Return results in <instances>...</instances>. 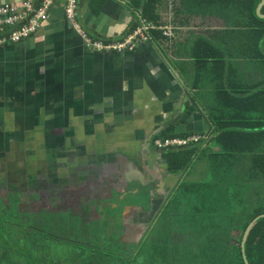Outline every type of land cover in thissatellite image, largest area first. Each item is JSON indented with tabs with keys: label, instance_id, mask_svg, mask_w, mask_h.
<instances>
[{
	"label": "crops",
	"instance_id": "1",
	"mask_svg": "<svg viewBox=\"0 0 264 264\" xmlns=\"http://www.w3.org/2000/svg\"><path fill=\"white\" fill-rule=\"evenodd\" d=\"M22 1L0 0V4ZM31 1L39 4L41 0ZM140 1V8L135 9L136 0H78L76 26L66 16V1L55 0L48 19L35 34L0 48V186H15L22 178L20 163L30 166L41 156L51 177L62 173L79 185L91 182L92 190L96 183H107L100 174L117 185L119 180L125 181L121 191L127 185L141 184L125 179L122 159L127 165L125 160L136 164L147 180L161 176L165 189L171 191L183 181L185 173L165 178L169 161L154 148L156 137H165L168 132L180 137L191 134L189 139H203L205 146L220 151L213 141L212 111L218 106L217 99L224 105L222 92L195 85L194 78L200 77V72L192 49L197 36L212 37L208 31L213 35L239 30L237 24L230 23L238 19L235 5L213 4L207 6L211 13L220 7L223 16L216 11L212 16L199 17L188 11L196 5L159 0V22L165 29V39L155 41L149 34L147 39H137L134 48L123 51L93 45L94 41H124L134 28L145 23L156 27L141 18L146 0H137L138 4ZM225 16L226 23L222 21ZM221 36L226 41L229 37ZM228 47L233 48L232 44ZM240 51L233 54L228 50L229 56L238 66L247 65L243 63L251 57ZM257 70L242 66L240 72L260 80L264 73ZM222 73L225 76L226 72ZM198 91H202L201 102L207 107L194 101ZM223 97L228 98L225 94ZM239 99L242 110L250 106L245 95ZM263 107L264 100H255L256 110ZM55 142L60 143L62 151H55ZM68 146L76 150L66 153ZM147 186L160 190L157 181ZM166 196L156 194L154 221Z\"/></svg>",
	"mask_w": 264,
	"mask_h": 264
},
{
	"label": "trees",
	"instance_id": "2",
	"mask_svg": "<svg viewBox=\"0 0 264 264\" xmlns=\"http://www.w3.org/2000/svg\"><path fill=\"white\" fill-rule=\"evenodd\" d=\"M183 1L185 4L195 3L198 13L204 16L211 13L207 6L218 3L227 7L235 5L238 12V19L229 22L237 24L239 30L218 31L211 35L213 38L199 35L192 49V57L200 72V77L194 78L195 85L202 89L208 87L206 90L216 88V91L222 92L220 97L224 105L217 99L218 109L212 111L216 134L213 141L220 151L205 146V140L180 148L163 147L169 140L189 139L191 134L180 137L168 132L165 137H156L153 146L169 161L171 173L184 172L187 175L194 162L199 158L204 160L207 155L211 162L212 179L209 182H190L185 181L184 176L178 193L170 198L165 209L166 215L172 216L171 221L181 218L178 231L182 235H176L175 239L182 241L172 242V225L161 216L146 234L143 246L134 247L142 246L141 251L136 252V255L131 253V257H135V260L144 257L143 262L147 264H181L182 260L187 263V255L191 252L184 255V248L194 241L199 244L196 247L200 250L197 259H203L206 264H246L244 253L250 264H264V218L254 223L244 250L241 244L250 223L264 214V107L261 110L254 108L255 100H264V78L253 80L248 74L240 72L242 66H253L264 73V17L258 14L262 0ZM141 3L138 4L136 0L135 9L140 8ZM158 5L159 0H146L141 18H146L156 26L151 27L148 33L155 41H162L167 35H164L165 29L161 28L159 22ZM217 10L220 15L224 12L220 7ZM222 34L226 37L229 35L227 41ZM229 44L233 48H229ZM228 50L233 54L241 50L248 58L251 57V61L238 66L229 56ZM219 70L222 77L218 74ZM222 72H226L225 76ZM201 92H196L193 99L203 104ZM223 94L228 98L224 99ZM243 95L246 96L245 102L250 104L244 110L238 105L239 97ZM203 105L207 107L205 102ZM194 110V107L190 108L191 112ZM236 199L239 203L232 204ZM150 234L154 237L151 240ZM146 239L148 242L144 245Z\"/></svg>",
	"mask_w": 264,
	"mask_h": 264
},
{
	"label": "flooded vegetation",
	"instance_id": "3",
	"mask_svg": "<svg viewBox=\"0 0 264 264\" xmlns=\"http://www.w3.org/2000/svg\"><path fill=\"white\" fill-rule=\"evenodd\" d=\"M31 162L38 165L40 161L34 159ZM168 168L165 178L169 180L183 173H171L170 163ZM43 170L45 167L42 165L30 174L33 183L26 190L17 187L0 191V264L13 259L19 264H130L132 261L143 264L131 257V253L136 255L138 247H134L142 245L151 226L159 221L161 215L166 221L165 209L183 182L172 187L167 200L166 197L162 199L161 215L158 213L155 221L152 216L140 214L136 215L140 219L137 221L130 214L133 206L130 196L148 194L153 210L156 194L152 187H156V183H152V187L127 185L123 191L112 190L109 199L84 202L76 199L80 192L79 184L57 186L53 181L57 177H51ZM113 208L115 216H110ZM142 209L147 211L144 207ZM132 222L134 228L152 225L137 242L130 243L127 238L130 237ZM149 238L154 237L150 234ZM53 245L62 250L71 247L73 257L66 260L62 253L54 252L56 248Z\"/></svg>",
	"mask_w": 264,
	"mask_h": 264
},
{
	"label": "water",
	"instance_id": "4",
	"mask_svg": "<svg viewBox=\"0 0 264 264\" xmlns=\"http://www.w3.org/2000/svg\"><path fill=\"white\" fill-rule=\"evenodd\" d=\"M263 7H264V0H262L261 3L258 6V14L261 17H264ZM42 146H44V145H42ZM54 149H55V151H57V149H61V151L63 150V148L60 147V143H57V142H55ZM73 149H75V148H72L71 146H68L67 147V150H66V153H71L73 151ZM37 159L40 161L38 163V165L35 164L34 162H32L30 164V166L27 165V164H24V165L22 164L21 165V163H20L19 172H21V177L22 178L21 179H18V182L16 183L15 186H5V185H1L0 186V191L1 190H13V189L16 188V186H18L19 188H21L22 191H23V189L26 190L27 187L29 188V185H31V183H33V179H31V181H30V178H33V177H30V174L33 173L34 171H36L39 167H42V165H45V162L43 161V159L41 158V156L38 157ZM120 160H121V163L125 167L124 177H125V179L127 181H129V182L137 181V182H140L143 186H147L152 181H157L160 184V190H158V191H155L154 190L153 192L155 194H157V192H158L159 194H161V195L164 194L166 196L170 192V188L169 189H167V188L165 189L166 186H164V181L161 180V176H160V178H156V176H155L153 180L152 179L147 180V178L144 175V173L138 169V166L136 164L135 165H132L130 163V161L125 160L126 162H128V165L130 167H132V169L130 171V167L127 164H125L122 159H120ZM45 170H47V169L45 168ZM45 170H43V171H45ZM48 170H49V168H48ZM57 172H58V170H57ZM50 174L52 176V173H50ZM57 175L58 176H57L56 180H53L54 183L57 184V186H61V185L62 186H66L67 184H64L66 182H68V183L71 182L73 184V186H76L77 185V183H75V182H77V180L70 181L69 178L62 176V173L61 174L57 173ZM18 176H19V174H18ZM100 177L103 180H107L106 181L107 183L106 184H105V182L104 183L103 182H100L99 184L96 183L97 186H96V188L94 190H92L90 188V183L91 182L89 184L88 183L81 184L78 187L79 190H80V192H78V196H77L76 199H78V200L83 199L84 202H86L87 200L96 201L98 197H101L103 200L104 199H109V198H111V195H112L111 192H112V190L118 192V191H121V187L124 186L123 183L125 181L119 180L118 181V184L119 185H117V183H114L113 180L109 179V177H107L106 175L100 174ZM95 178L96 177H91L90 179L91 180H96ZM90 179L88 181H90ZM102 184H104V185H102ZM100 185H102V186H100ZM162 185H163V188H162ZM93 197H95V198H93ZM142 210H143L142 207H139V206H131L130 207V214H131V216H133V218L135 217L136 220L138 221L140 219L136 216L137 214L144 215L146 217L147 216L154 217L155 214L157 213V210L155 208H153V210H150L148 212H144ZM261 218H264V214L263 215H259L258 217H256L250 223V225L248 226L246 232L244 233V236H243V239H242V247H243V250H244V245H245V242L247 240L248 234L250 233V231H251L254 223L256 221H258L259 219H261ZM138 224L140 225L141 223H138ZM133 225L134 224L132 222L131 225H130V237L127 238V242H128V240H130V243L131 242H137V240L139 238H141L144 235V233H147L148 232V230H149V228H150V226L152 224H150L149 226L143 225V226H140L139 228H134ZM244 258H245V263L246 264H250L245 253H244Z\"/></svg>",
	"mask_w": 264,
	"mask_h": 264
},
{
	"label": "built area",
	"instance_id": "5",
	"mask_svg": "<svg viewBox=\"0 0 264 264\" xmlns=\"http://www.w3.org/2000/svg\"><path fill=\"white\" fill-rule=\"evenodd\" d=\"M55 0H41L39 4L31 0L20 3L0 4V48L8 43H18L23 39L31 37L37 32L42 23L48 19L49 10ZM65 13L68 19L78 26V0H65ZM149 24L138 26L133 29L129 36L121 42L112 44H101L97 41L93 45L99 49H116L123 51L125 48H134L137 39H147L150 37ZM86 37V35H85Z\"/></svg>",
	"mask_w": 264,
	"mask_h": 264
},
{
	"label": "rangeland",
	"instance_id": "6",
	"mask_svg": "<svg viewBox=\"0 0 264 264\" xmlns=\"http://www.w3.org/2000/svg\"><path fill=\"white\" fill-rule=\"evenodd\" d=\"M186 4H193V5H195V3H192V2H187ZM188 10V9H187ZM220 10V9H219ZM219 10H216V8L214 9V11H213V14H215L216 13V11L218 12ZM222 10V9H221ZM189 13H190V15H192V16H199V17H205L203 14H199L198 13V11H199V9L196 7V6H194V7H191L190 6V8H189ZM210 15H211V13H209ZM208 14V15H209ZM221 14H222V16H223V12H221ZM228 20V18L225 16L224 17V20H222V21H224V23H226V21ZM144 25V24H143ZM142 25V26H143ZM152 26H150V28H151ZM224 31H226V30H224ZM219 32H222V31H219ZM208 34H210V35H212V32H210V31H208ZM183 36H185V35H183ZM260 80L261 79H263L264 78V75H260ZM210 160L208 159V157H207V155L204 157V160H202L201 158H199V159H197L195 162H194V164H193V166H192V168H191V170L189 171V173L187 174V175H185V181H190V182H206V181H211V179H212V176H211V168H210V166H211V162H209ZM176 175H179V173L178 174H176ZM210 178V179H209ZM172 190V189H171ZM236 192V191H235ZM170 193H171V191H170ZM177 193V192H176ZM176 193H174V195L176 194ZM169 196V195H168ZM168 196L165 198L166 200L168 199ZM148 199H149V196H148V194H145V193H141V194H137V195H131L130 196V202H132V205L133 204H135V205H140V206H142V207H144L147 211H150L151 210V205H150V202H148ZM151 201V200H150ZM238 202V200L236 199L235 201H233L232 202V204H236ZM239 203V202H238ZM227 205H228V203H227ZM114 209L115 208H113V212L111 213V215L110 216H115L114 215ZM142 211H144V210H142ZM147 211H144V212H147ZM180 219L181 218H179V219H177V220H175V221H171L172 220V216L171 215H169V216H166V222L169 224V225H172V229H173V233H172V242H179V241H182L181 239L179 240V239H175V236L176 235H178V234H180V235H182L181 233H179V231H178V229H180L181 228V222H180ZM221 219H224V217H221ZM2 221H4L3 219H1ZM103 231H104V229H103ZM186 238V237H185ZM187 240H189V238H187ZM147 242H148V239H146V241H145V244L144 245H147ZM232 242L233 243H235L234 242V240H232ZM186 243V242H185ZM185 243L183 244V245H185ZM242 244V243H241ZM199 244L198 243H195L194 241H192V244L190 245V246H186L184 249H186V251H184V255L186 254H189L188 252H191V254L190 255H187V260L186 261H188L187 263H185V260H182V261H180L181 262V264H206L205 263V261L203 260V259H201V258H199V259H197V257H199L198 256V254H197V252H199L200 250L198 249V248H196L197 246H198ZM143 246V245H142ZM141 246V247H142ZM53 247L54 248H56V251H54L55 253H62L63 255H64V257H65V259L67 260V259H71L73 256H72V254H73V249L71 248V247H65L63 250L62 249H60V247H58V246H56V245H53ZM141 247L140 248H138V252H140L141 251ZM191 256V257H190ZM28 257V256H27ZM174 257V256H173ZM29 258V257H28ZM144 258V257H143ZM143 258L142 257H140L139 259H138V262L140 261V262H143ZM137 262V263H138ZM5 264H19V263H17L16 261H15V259H13V260H7L6 262H5ZM143 264H144V262H143Z\"/></svg>",
	"mask_w": 264,
	"mask_h": 264
},
{
	"label": "bare ground",
	"instance_id": "7",
	"mask_svg": "<svg viewBox=\"0 0 264 264\" xmlns=\"http://www.w3.org/2000/svg\"><path fill=\"white\" fill-rule=\"evenodd\" d=\"M201 141H203V139H195V138H192V139H186V140H182V141H179V140H169L168 142H166V144L164 145V147H170V146H175V147L176 146H180V147H184V146H188V145H190L192 143H200ZM169 194H170V192H169Z\"/></svg>",
	"mask_w": 264,
	"mask_h": 264
}]
</instances>
